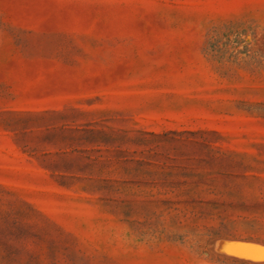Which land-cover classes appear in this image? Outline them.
Returning <instances> with one entry per match:
<instances>
[{
	"label": "rangeland",
	"instance_id": "obj_1",
	"mask_svg": "<svg viewBox=\"0 0 264 264\" xmlns=\"http://www.w3.org/2000/svg\"><path fill=\"white\" fill-rule=\"evenodd\" d=\"M0 264H264V0H0Z\"/></svg>",
	"mask_w": 264,
	"mask_h": 264
},
{
	"label": "water",
	"instance_id": "obj_2",
	"mask_svg": "<svg viewBox=\"0 0 264 264\" xmlns=\"http://www.w3.org/2000/svg\"><path fill=\"white\" fill-rule=\"evenodd\" d=\"M250 251L252 252V254L253 255H256V256H259V255H257V251H261V250H254L253 248L252 249H250ZM261 253V252H260Z\"/></svg>",
	"mask_w": 264,
	"mask_h": 264
},
{
	"label": "bare ground",
	"instance_id": "obj_3",
	"mask_svg": "<svg viewBox=\"0 0 264 264\" xmlns=\"http://www.w3.org/2000/svg\"><path fill=\"white\" fill-rule=\"evenodd\" d=\"M246 255V254H245ZM247 257V256H246ZM250 258H252V256L250 257Z\"/></svg>",
	"mask_w": 264,
	"mask_h": 264
}]
</instances>
